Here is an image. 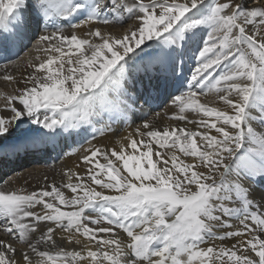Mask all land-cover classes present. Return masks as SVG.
I'll return each mask as SVG.
<instances>
[{"label": "snow or ice", "instance_id": "6c2138e0", "mask_svg": "<svg viewBox=\"0 0 264 264\" xmlns=\"http://www.w3.org/2000/svg\"><path fill=\"white\" fill-rule=\"evenodd\" d=\"M127 20L121 35L97 26ZM62 25H88L89 38ZM32 40L47 59L29 60L31 74L0 69L17 85L0 164L103 135L105 115L127 120L161 97L193 128L144 120L87 149L84 172L60 185L0 190V264H264V0H0V60ZM209 93L215 103L201 102Z\"/></svg>", "mask_w": 264, "mask_h": 264}, {"label": "bare ground", "instance_id": "6f19581e", "mask_svg": "<svg viewBox=\"0 0 264 264\" xmlns=\"http://www.w3.org/2000/svg\"><path fill=\"white\" fill-rule=\"evenodd\" d=\"M213 1V0H212ZM7 0H5V3ZM76 23H82V21H77ZM120 24V23H116ZM115 24V25H116ZM132 24V22H131ZM102 30L110 31L115 35H121L123 33V29H119L120 31H117V29H113L115 27L108 26H100ZM66 33L68 35H71L73 32L76 33V35L79 38H84V33H87L89 31L88 25H83L80 28H73L71 26H63ZM53 29H48L50 32ZM42 34V33H40ZM29 44V43H28ZM35 44L36 41H33L32 47L28 50L25 48L23 50V53L16 58L13 62H11L9 65V68L7 69V72L9 74L14 75L17 79H21L23 77H26L27 75L31 74L34 69L28 66V61L31 60L34 64L39 63L40 61L46 60L47 56L41 51L37 52L35 50ZM28 47V46H27ZM29 48V47H28ZM65 51H67V48H65ZM186 57H189V59L186 60L184 57V67L183 71L185 75H187L195 61L193 58H190V55L187 51ZM192 56V54H191ZM36 57H39V60L36 59ZM191 63V66L188 64ZM55 67V66H54ZM190 67V68H189ZM0 69H3V66L0 67ZM3 75V72L0 71V76ZM15 83L6 82L2 79H0V115H3L5 117L9 116L10 113L6 110H3V106L5 104L4 96L5 95H14L16 88ZM21 87L23 85H20ZM201 102L204 103H215V96L212 93H209L206 97H201ZM171 100L169 99L167 101V107L159 112H157V109L152 110V106H148L147 104H143V107L141 106V103H138L134 106L132 111L128 113V119L123 120L119 118H109L107 115L104 116L103 121L100 124H96L95 128L99 129L103 125L108 124L110 125V128L106 129L101 135L99 132H95L93 128H89L86 132L81 131L79 135L73 134L71 138L64 141L63 150L61 151L58 149V154L63 155L61 160L58 163H54L51 165H45L43 164V160L45 159H52L53 156L56 154H52L50 156L45 157H37V158H21L14 160L12 162H9L7 164H0V190L2 191H12V190H22L26 189L28 192H31L33 190H36L40 187H44L46 184L45 177L47 178V182L49 183H55L56 185H60L63 182H66V178L63 176V172L67 169H71L73 171H77L80 173L84 172V166L81 164V158L85 154V151L89 149L91 146L95 145L98 147H107L111 149L116 145V141L121 139V137L127 136L130 132L133 131L134 128H136L138 125H140L144 120L151 121L154 126H156L159 129H163L164 127H187V128H193V125L186 124L185 122L180 121H174L172 119H169V115L175 110L174 107L171 106ZM166 105V104H165ZM164 105V106H165ZM159 113V115H157ZM95 136V138H93ZM137 139H139L137 137ZM144 149L140 147V151H143ZM127 151L131 152V149H127ZM138 154V153H137ZM179 155V153H177ZM153 159L155 160L156 157L153 156ZM103 162V161H101ZM77 165H80V167H77ZM66 193V196H70V193L68 190H64ZM65 211H71L73 209L71 208H64ZM3 236V233L0 232V237ZM18 248L23 247V245L19 241L14 242ZM226 246H230L232 241H226L224 242ZM58 244L65 247L66 249H71L73 245L68 244L64 240L58 239ZM217 246H219V242H217ZM52 251H56L55 249H52ZM59 264V262H58Z\"/></svg>", "mask_w": 264, "mask_h": 264}, {"label": "rangeland", "instance_id": "374dc122", "mask_svg": "<svg viewBox=\"0 0 264 264\" xmlns=\"http://www.w3.org/2000/svg\"><path fill=\"white\" fill-rule=\"evenodd\" d=\"M213 1L212 0H209V3H212ZM131 22H132V20H127V22L126 23H123L122 25L121 24H110V27H115V28H113V29H117V31H120L119 29L121 28V29H123L122 31L124 32V30L126 29V28H128L130 25H131ZM100 26H104V25H100ZM38 35H40L39 33L37 34V36ZM84 38H86V39H88L89 37H84ZM33 41L34 40H32L29 44H28V47L29 48H27L26 50H28V49H30L31 47H32V44H33ZM31 46V47H30ZM188 53H189V55H190V58H192L193 57V50L191 49V46H189V50H188ZM191 54H192V56H191ZM185 58H186V56H185ZM187 59H189V57H187L186 58V60ZM190 66H191V63H188ZM190 68V67H189ZM139 105V104H138ZM166 106H167V104H166ZM166 107L164 106L163 107V109H161V111H163L164 109H165ZM159 111H160V109H159ZM158 110H157V112H159ZM160 111V112H161ZM175 121V120H174Z\"/></svg>", "mask_w": 264, "mask_h": 264}]
</instances>
